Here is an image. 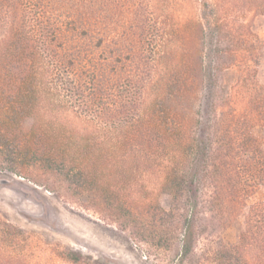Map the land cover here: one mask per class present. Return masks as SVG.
Listing matches in <instances>:
<instances>
[{
  "label": "trees",
  "instance_id": "trees-1",
  "mask_svg": "<svg viewBox=\"0 0 264 264\" xmlns=\"http://www.w3.org/2000/svg\"><path fill=\"white\" fill-rule=\"evenodd\" d=\"M169 1L0 0V165L30 167L36 184L57 172L139 243L178 241L176 264H264V200L246 207L264 188V83L243 19H264V0H205L183 22ZM123 4L128 28L99 27ZM155 171L170 208L137 223L128 196ZM245 208L225 244L219 232Z\"/></svg>",
  "mask_w": 264,
  "mask_h": 264
},
{
  "label": "rangeland",
  "instance_id": "rangeland-1",
  "mask_svg": "<svg viewBox=\"0 0 264 264\" xmlns=\"http://www.w3.org/2000/svg\"><path fill=\"white\" fill-rule=\"evenodd\" d=\"M204 1L169 2L175 20L183 22L200 20ZM124 8L125 4L121 14L112 12L113 17L106 14L107 18L101 22L104 24L99 27L123 24V30L128 28L127 20L134 14ZM243 19L257 37V80L264 83V19L252 13H247ZM236 74L234 69L223 74L227 85L234 81ZM203 104L205 106V99ZM32 123L31 118H25L21 131L28 132ZM5 166L0 165V264H176L178 241L172 243L170 250L141 244L135 239L132 228L124 225L122 217L118 219L94 210L87 195L68 188L57 172H37L40 177L36 184L27 178L33 174L30 167L22 168L20 176L9 172ZM160 177L161 172H148L128 196L126 207L137 223L150 220L156 203L164 210L170 208L171 197L158 188ZM120 186L123 200V183ZM142 200H145L143 206ZM263 200L264 188H258L247 198L246 207ZM246 211L243 209L219 232L225 244L237 243ZM67 252L76 253L78 261L66 260Z\"/></svg>",
  "mask_w": 264,
  "mask_h": 264
}]
</instances>
